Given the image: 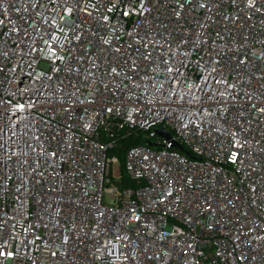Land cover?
<instances>
[{"label":"built area","instance_id":"1","mask_svg":"<svg viewBox=\"0 0 264 264\" xmlns=\"http://www.w3.org/2000/svg\"><path fill=\"white\" fill-rule=\"evenodd\" d=\"M0 264H264V0H0Z\"/></svg>","mask_w":264,"mask_h":264},{"label":"trees","instance_id":"2","mask_svg":"<svg viewBox=\"0 0 264 264\" xmlns=\"http://www.w3.org/2000/svg\"><path fill=\"white\" fill-rule=\"evenodd\" d=\"M145 141L146 139H144L142 135L132 134L123 139H119L117 141V145L110 152L116 154L119 157L121 164L123 165L125 148L128 146L144 143ZM122 175H123V183H124L123 185H130L131 182H129L127 176L123 171H122Z\"/></svg>","mask_w":264,"mask_h":264},{"label":"water","instance_id":"3","mask_svg":"<svg viewBox=\"0 0 264 264\" xmlns=\"http://www.w3.org/2000/svg\"><path fill=\"white\" fill-rule=\"evenodd\" d=\"M157 132H158L160 135L165 136L166 138L168 137V134L165 133V132L162 131V130H157Z\"/></svg>","mask_w":264,"mask_h":264}]
</instances>
